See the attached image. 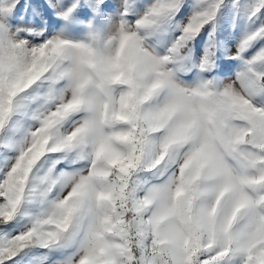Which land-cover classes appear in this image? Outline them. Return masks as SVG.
Here are the masks:
<instances>
[{"label":"snow or ice","instance_id":"obj_1","mask_svg":"<svg viewBox=\"0 0 264 264\" xmlns=\"http://www.w3.org/2000/svg\"><path fill=\"white\" fill-rule=\"evenodd\" d=\"M0 264H264V0H0Z\"/></svg>","mask_w":264,"mask_h":264},{"label":"rangeland","instance_id":"obj_2","mask_svg":"<svg viewBox=\"0 0 264 264\" xmlns=\"http://www.w3.org/2000/svg\"><path fill=\"white\" fill-rule=\"evenodd\" d=\"M226 36H227V33L222 30L221 33H218L217 39L218 40H224ZM229 42H231L230 38H229ZM202 43H203V37H200L197 41V44H196L197 52L200 50Z\"/></svg>","mask_w":264,"mask_h":264}]
</instances>
